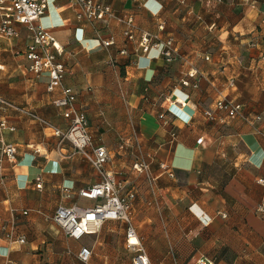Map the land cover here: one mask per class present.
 Instances as JSON below:
<instances>
[{
    "label": "crops",
    "instance_id": "1",
    "mask_svg": "<svg viewBox=\"0 0 264 264\" xmlns=\"http://www.w3.org/2000/svg\"><path fill=\"white\" fill-rule=\"evenodd\" d=\"M47 1L36 25L64 51V84L86 113L95 146L109 154L105 171L122 181L123 195L136 193L140 246L128 245L124 221L74 239L53 220L60 207H94L80 192L102 176L18 110L70 126L54 104L61 91L50 93L48 74L31 71L33 32L17 25L19 35L1 50L0 92L16 108L5 113L16 131L3 137L19 156L0 183V264H86L84 248L92 251L88 264H134L141 248L150 264H264V0H95L134 16L137 37L173 39L172 63L158 49L144 54L117 21L90 23L72 0ZM221 97L241 104L253 122L223 112L209 120L204 112Z\"/></svg>",
    "mask_w": 264,
    "mask_h": 264
},
{
    "label": "built area",
    "instance_id": "2",
    "mask_svg": "<svg viewBox=\"0 0 264 264\" xmlns=\"http://www.w3.org/2000/svg\"><path fill=\"white\" fill-rule=\"evenodd\" d=\"M80 9V19L90 23H106L117 21L125 29L123 35L128 41H138L139 49L148 54L152 49H158L161 55L168 63L175 61L179 52L173 39L161 40L159 35H153L147 32H141L137 37L138 28L134 16H118L109 5H105L95 0H72ZM49 6L47 0H0V72L4 71V65L1 60L2 41L4 39L16 38L19 33L17 25H26L33 32V41L27 50L26 56L32 62L31 71L41 76L45 73L49 76L48 91L54 93L61 91V96L55 100L56 108L63 112L65 119L70 121L67 130H61L39 115L18 109L28 115L32 120L51 129L55 137L59 139V147L63 148L66 143H70L76 154H81L91 163V165L100 172L102 181L94 187L82 190L81 197L97 201V204L91 208L79 206L60 207L53 220L59 224L64 231L74 239H81L85 235L95 234L104 222L109 220L124 221L128 224V245L130 247L140 246L137 231L132 224L133 205L136 199V193L130 192L122 194L123 183L114 173L106 172V166L110 161L109 154L104 147H96L94 138L90 133V126L87 115L84 111L76 107L77 96L73 89L66 87L64 82L69 74V70L63 62L58 60L64 51L51 37V35L42 27L36 25L48 12ZM163 31L164 27L161 26ZM104 46L110 47L114 44L113 39L103 43ZM121 54L126 55L124 51ZM235 82H232L234 86ZM189 87L190 82H184ZM1 87V80H0ZM9 109H16L0 92V183L5 180L6 163L12 166L17 165L19 148L13 143L5 141L3 132L10 129L5 113ZM217 112H223L230 120H243L252 123L253 120L246 114L244 107L238 102L227 97H221L215 106V110H207L204 115L212 121L218 119ZM161 119H165L162 115ZM257 120H261L260 117ZM136 168V167H135ZM258 183L264 186V179H259ZM42 183L37 185L42 189ZM264 212V203L260 207ZM28 215L29 213H25ZM135 240V242H134ZM22 244L25 243L21 239ZM139 255L134 259V264H150V261L143 248L138 250ZM82 262L88 264L92 258V251L84 248L79 254ZM17 264V263H10Z\"/></svg>",
    "mask_w": 264,
    "mask_h": 264
},
{
    "label": "bare ground",
    "instance_id": "3",
    "mask_svg": "<svg viewBox=\"0 0 264 264\" xmlns=\"http://www.w3.org/2000/svg\"><path fill=\"white\" fill-rule=\"evenodd\" d=\"M134 242H135V240H134Z\"/></svg>",
    "mask_w": 264,
    "mask_h": 264
}]
</instances>
